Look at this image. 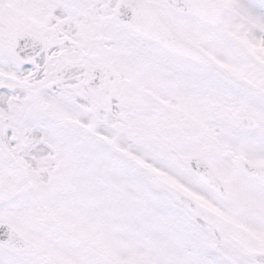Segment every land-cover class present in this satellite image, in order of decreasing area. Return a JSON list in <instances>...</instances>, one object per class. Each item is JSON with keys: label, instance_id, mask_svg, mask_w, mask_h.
I'll list each match as a JSON object with an SVG mask.
<instances>
[{"label": "snow or ice", "instance_id": "obj_1", "mask_svg": "<svg viewBox=\"0 0 264 264\" xmlns=\"http://www.w3.org/2000/svg\"><path fill=\"white\" fill-rule=\"evenodd\" d=\"M0 264H264V0H0Z\"/></svg>", "mask_w": 264, "mask_h": 264}]
</instances>
